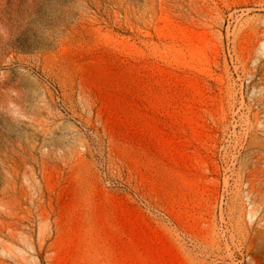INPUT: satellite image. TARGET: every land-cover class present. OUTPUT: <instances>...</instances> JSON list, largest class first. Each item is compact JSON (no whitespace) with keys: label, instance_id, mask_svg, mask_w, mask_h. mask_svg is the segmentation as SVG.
<instances>
[{"label":"rangeland","instance_id":"obj_1","mask_svg":"<svg viewBox=\"0 0 264 264\" xmlns=\"http://www.w3.org/2000/svg\"><path fill=\"white\" fill-rule=\"evenodd\" d=\"M0 264H264V0H0Z\"/></svg>","mask_w":264,"mask_h":264},{"label":"clouds","instance_id":"obj_2","mask_svg":"<svg viewBox=\"0 0 264 264\" xmlns=\"http://www.w3.org/2000/svg\"><path fill=\"white\" fill-rule=\"evenodd\" d=\"M9 107H10V108H15L16 106H15V105H10ZM10 115H12V117H13L14 119H23V116L20 115L18 109H17L16 111H12V112L10 113Z\"/></svg>","mask_w":264,"mask_h":264},{"label":"bare ground","instance_id":"obj_3","mask_svg":"<svg viewBox=\"0 0 264 264\" xmlns=\"http://www.w3.org/2000/svg\"><path fill=\"white\" fill-rule=\"evenodd\" d=\"M3 213V212H2Z\"/></svg>","mask_w":264,"mask_h":264}]
</instances>
